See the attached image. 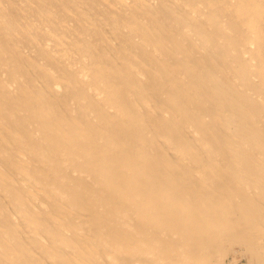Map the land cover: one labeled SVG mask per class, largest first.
Instances as JSON below:
<instances>
[{
	"label": "bare ground",
	"instance_id": "obj_1",
	"mask_svg": "<svg viewBox=\"0 0 264 264\" xmlns=\"http://www.w3.org/2000/svg\"><path fill=\"white\" fill-rule=\"evenodd\" d=\"M242 262L264 0H0V264Z\"/></svg>",
	"mask_w": 264,
	"mask_h": 264
},
{
	"label": "rangeland",
	"instance_id": "obj_2",
	"mask_svg": "<svg viewBox=\"0 0 264 264\" xmlns=\"http://www.w3.org/2000/svg\"><path fill=\"white\" fill-rule=\"evenodd\" d=\"M244 263H245V261H244ZM243 262L241 263V264H244Z\"/></svg>",
	"mask_w": 264,
	"mask_h": 264
}]
</instances>
